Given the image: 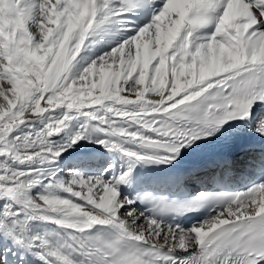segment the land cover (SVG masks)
I'll list each match as a JSON object with an SVG mask.
<instances>
[{
    "label": "snow or ice",
    "instance_id": "snow-or-ice-1",
    "mask_svg": "<svg viewBox=\"0 0 264 264\" xmlns=\"http://www.w3.org/2000/svg\"><path fill=\"white\" fill-rule=\"evenodd\" d=\"M0 264H264V0H0Z\"/></svg>",
    "mask_w": 264,
    "mask_h": 264
}]
</instances>
